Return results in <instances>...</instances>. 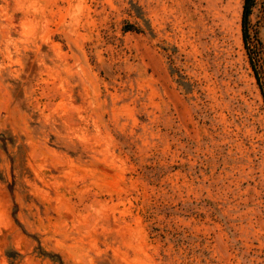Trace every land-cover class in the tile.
Returning a JSON list of instances; mask_svg holds the SVG:
<instances>
[{
	"label": "rangeland",
	"instance_id": "obj_1",
	"mask_svg": "<svg viewBox=\"0 0 264 264\" xmlns=\"http://www.w3.org/2000/svg\"><path fill=\"white\" fill-rule=\"evenodd\" d=\"M242 3L0 0V264H264Z\"/></svg>",
	"mask_w": 264,
	"mask_h": 264
},
{
	"label": "trees",
	"instance_id": "obj_2",
	"mask_svg": "<svg viewBox=\"0 0 264 264\" xmlns=\"http://www.w3.org/2000/svg\"><path fill=\"white\" fill-rule=\"evenodd\" d=\"M257 2L258 0H243L240 26L243 47L255 83L261 95L264 111V44L260 41L257 31L252 30L251 23V15ZM0 140L5 144H14L12 139L6 140L1 138ZM0 180H2L1 176ZM42 255H48L54 264H64L63 260L58 255L51 256L44 251L42 252Z\"/></svg>",
	"mask_w": 264,
	"mask_h": 264
}]
</instances>
